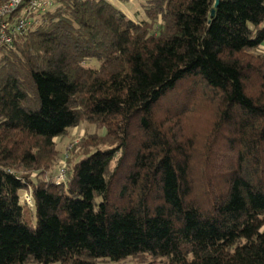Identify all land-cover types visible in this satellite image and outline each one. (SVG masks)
I'll return each instance as SVG.
<instances>
[{
    "label": "trees",
    "instance_id": "obj_1",
    "mask_svg": "<svg viewBox=\"0 0 264 264\" xmlns=\"http://www.w3.org/2000/svg\"><path fill=\"white\" fill-rule=\"evenodd\" d=\"M214 1L52 0L0 45V264H264V0ZM198 86L227 151L199 181L165 125Z\"/></svg>",
    "mask_w": 264,
    "mask_h": 264
},
{
    "label": "rangeland",
    "instance_id": "obj_2",
    "mask_svg": "<svg viewBox=\"0 0 264 264\" xmlns=\"http://www.w3.org/2000/svg\"><path fill=\"white\" fill-rule=\"evenodd\" d=\"M115 7L122 10L129 18L133 20H145L146 16L143 10L144 0H108ZM86 65L91 67H97L98 62L95 60H91ZM198 93L195 97H193L189 103L185 104L184 112L179 116H173L170 121L165 123L168 128H172L173 126V136L177 138L183 144V147H189L190 156H192L191 165L195 171V179L199 181L201 177L199 171L205 169L207 172H213L211 160L223 157L224 154L227 153L223 150V154L217 149L216 143H218L219 139L223 137L222 129L215 127L213 125V112H208L209 105L204 101L205 94L207 92H202V88L200 86L194 91ZM202 95V97H201ZM210 110V109H209ZM174 115V114H173ZM180 121V122H179ZM101 134L102 129L96 128L92 124H87L82 122L78 126L74 128H70L68 132L63 136H58L54 138L56 143V148L59 152V160L57 163L48 171L44 176L48 177L49 174H53L55 178V174L58 170V165L64 163L63 156L65 152L69 148V146L78 139L84 137L90 133ZM189 145V146H188ZM192 146V147H191ZM79 151H77L78 153ZM218 154V155H217ZM225 156V155H224ZM222 159V158H221ZM223 161L225 158L222 159ZM220 161V160H219ZM217 161V162H219ZM217 167H214V172ZM208 174V173H207ZM206 174V175H207ZM199 178V179H198ZM202 180V179H201ZM208 181V180H207ZM203 185V184H202ZM207 188V187H206ZM22 192L20 193V195ZM30 211L28 215L32 214L33 206H29ZM32 216V215H31ZM32 218V217H31ZM33 219V218H32ZM34 221L32 220V223ZM58 264V263H55ZM98 264H133L130 260H125L121 262H110V261H101Z\"/></svg>",
    "mask_w": 264,
    "mask_h": 264
},
{
    "label": "built area",
    "instance_id": "obj_3",
    "mask_svg": "<svg viewBox=\"0 0 264 264\" xmlns=\"http://www.w3.org/2000/svg\"><path fill=\"white\" fill-rule=\"evenodd\" d=\"M51 6L52 0H0V45H9L14 35L25 33L31 26L33 15L47 11ZM18 10L20 15L15 16ZM260 48L264 50V43ZM65 176V164L60 162L54 179L62 182ZM20 201L32 205L28 191L22 192Z\"/></svg>",
    "mask_w": 264,
    "mask_h": 264
},
{
    "label": "water",
    "instance_id": "obj_4",
    "mask_svg": "<svg viewBox=\"0 0 264 264\" xmlns=\"http://www.w3.org/2000/svg\"><path fill=\"white\" fill-rule=\"evenodd\" d=\"M218 2H219V0H215L214 1L213 7L211 8V11H210V16L211 17H213V15H214V10L218 6Z\"/></svg>",
    "mask_w": 264,
    "mask_h": 264
}]
</instances>
